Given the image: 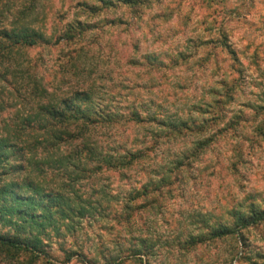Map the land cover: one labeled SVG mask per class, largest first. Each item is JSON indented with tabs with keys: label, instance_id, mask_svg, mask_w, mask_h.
<instances>
[{
	"label": "rangeland",
	"instance_id": "374dc122",
	"mask_svg": "<svg viewBox=\"0 0 264 264\" xmlns=\"http://www.w3.org/2000/svg\"><path fill=\"white\" fill-rule=\"evenodd\" d=\"M219 1L151 0L140 16L118 0H0V28L9 29L23 10L45 34L37 46L0 56V132L16 104L32 101L22 84L33 79L58 94L91 85L102 104L124 110L141 103L145 111L157 108L197 126L211 116L206 103L214 90L231 94L227 87L235 84L220 126L242 116L198 149L201 131L168 138L157 126L99 129L96 140H108L110 149L155 130L162 142L131 169L103 168L75 183V192L97 209L52 239L47 249L54 264H264V222L221 237L213 233L233 222V209L248 210L252 202L264 207V109H257L264 104V0ZM121 18L131 22L121 24ZM65 29L72 38H59ZM224 34L235 55L221 45ZM207 123L208 131L216 129ZM167 172L169 179L160 180ZM64 177L56 170L47 175L52 186ZM144 184L151 194L135 200L130 223L118 224L115 209L123 196ZM102 191L115 202L102 200ZM101 200L115 209L103 216ZM65 249H84L87 256L67 261Z\"/></svg>",
	"mask_w": 264,
	"mask_h": 264
},
{
	"label": "trees",
	"instance_id": "16d2710c",
	"mask_svg": "<svg viewBox=\"0 0 264 264\" xmlns=\"http://www.w3.org/2000/svg\"><path fill=\"white\" fill-rule=\"evenodd\" d=\"M105 1L108 5L112 4V0ZM150 1L118 0L130 8V12L138 11L140 16L145 11H142V7ZM214 1L203 0L205 5ZM18 12V15L15 13L12 16L14 18L9 29L0 28V56L6 50L8 52L5 55L11 56L13 48L37 46L45 39L39 26L26 18V12ZM130 22V19L123 18L119 21L121 24ZM71 31L65 29L59 38H72ZM4 40L7 42L4 43ZM220 43L227 52L235 55L227 35H223ZM25 73L29 75V72ZM38 83L33 79V82L22 84L25 96L32 101L26 102L23 107L20 103L16 104L4 124L3 132H0V226L4 227V231L0 230V264H54L52 253L47 249L52 239L59 237L58 233L64 230L75 229V219L81 222L87 216L88 209H97V205L86 199L87 196L75 192V183L84 178L87 172L103 168L131 169L150 159L162 142L159 139L160 133L155 130V134L150 136L132 135L119 141V146L114 144L110 149L108 140H96L99 129L106 128L115 132L126 125L135 129L157 126L160 132L167 130L164 135L168 138L182 134L183 130L201 131L202 139L195 143L198 149L205 148L209 142L214 141V136L217 137L224 130L236 127V121L242 117L236 113L224 126H220L225 99H233L235 84L227 87L232 91L231 94L214 90L215 97L206 103V112L211 113V116L203 118L197 126L194 122L191 124L180 118L176 120L167 115L165 117L157 108L145 111L141 103L138 106L131 103L124 106V110L102 104L97 100L99 97L91 85L58 94L49 88L40 87ZM10 85L16 89L17 81L15 87L12 83ZM258 105L257 109H264V104ZM209 121L213 127L216 126L210 132L206 126ZM258 130L263 131L260 127ZM53 170L62 171L65 177L52 186L53 182L47 179V175ZM169 177L167 172L159 179L165 181ZM68 186L72 192L67 191ZM101 194L104 196L102 200L106 202L114 203V199H117L114 194L106 191ZM150 194L151 189L147 184L142 189L130 190L128 195L123 196L122 208L119 210L112 205L104 207L101 200L103 211L100 214L105 216L109 209H115L120 216L118 224L130 223L135 200ZM248 207V210L233 209V222L230 225L219 224L213 230L215 236L238 233L239 230L264 222V207L260 208L253 202ZM64 252L67 261L74 256H87L84 249H65Z\"/></svg>",
	"mask_w": 264,
	"mask_h": 264
}]
</instances>
